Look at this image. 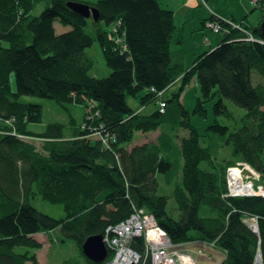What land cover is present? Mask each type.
<instances>
[{"label":"trees","instance_id":"obj_1","mask_svg":"<svg viewBox=\"0 0 264 264\" xmlns=\"http://www.w3.org/2000/svg\"><path fill=\"white\" fill-rule=\"evenodd\" d=\"M67 1L0 0V264L35 263L36 256L15 247L40 248L32 234L54 229L74 240L83 264H102L83 255L82 242L137 209L153 215L174 243L214 240L225 252L219 264H255L257 258L264 264V197L231 195L226 175L242 161L264 181V81H253V74L264 79V1L256 26L211 16L222 39L187 70L181 28L159 0H72L95 6L97 21ZM56 21L69 29L57 33ZM94 41L111 69L105 77L89 75L93 60L86 48ZM195 79L200 95L193 114L208 115L209 102L215 117L202 135L180 98ZM177 80L178 91L166 95ZM24 96L52 99L65 110L80 104L81 122L71 118L34 132L28 125L42 122V106ZM128 97L156 109L139 113ZM158 99L165 101L163 111ZM224 100L245 110L230 131L216 119L235 118ZM179 128L188 135L179 137ZM136 131L157 135L128 148ZM32 135L42 139L39 149L26 138ZM212 136L231 145L230 158L213 154L205 139ZM158 174L173 185L177 219L167 211L168 197L157 193ZM36 196L60 205L64 215L37 209L30 201ZM202 206L209 215L199 213ZM132 246L143 253L141 264H151L140 237Z\"/></svg>","mask_w":264,"mask_h":264},{"label":"rangeland","instance_id":"obj_2","mask_svg":"<svg viewBox=\"0 0 264 264\" xmlns=\"http://www.w3.org/2000/svg\"><path fill=\"white\" fill-rule=\"evenodd\" d=\"M88 1H93V0H88ZM169 2L170 5H172L175 9L176 13V20L181 15V11L178 10L177 4L175 0H159L160 5L163 7H166V2ZM192 3H194V0H190ZM188 3L190 6V10L195 13L199 14L202 8V5H200L198 2H195L194 4ZM259 6V4H258ZM167 8V7H166ZM196 16V15H195ZM238 25L239 23H234ZM55 26L58 27L61 26L57 21L55 22ZM203 29L202 34L197 35L196 37H200L201 40L205 39L208 37V35H211L214 37H218V43L223 36V33L220 32H214L210 28L207 27H201ZM207 43V41L205 42ZM190 44V41L187 39L186 41V46L188 47ZM87 54L92 58L93 60V67L89 70V75L93 77H105L107 76L111 69L106 65L102 53H101V48L98 44L97 41H94L91 46L86 48ZM203 50L201 51V53ZM198 55V54H197ZM196 55V56H197ZM195 56V57H196ZM195 57L191 58V56H186V62L191 63L195 59ZM189 66H185L184 70H187ZM10 88L12 91L15 90V74L14 72H11L10 74ZM253 81L258 82V81H264V79L260 78L258 75L253 74ZM179 84H176L173 88L169 89L166 92V95H169L171 93H174L175 91H178ZM183 105L184 108L189 112V120L191 125L196 129V131L199 134H204V129L207 125H209L213 118V112L211 109V106L208 103H206V109L208 115L205 117H201L198 114H193V107L194 103L197 97L200 95L199 91V84L198 81L192 80L183 90ZM175 92V93H176ZM164 95V94H163ZM22 99L34 103H38L42 106V122L41 123H30L28 125V128L33 130L34 132H42L45 129L46 124L48 123H59L63 124L64 126L68 124V121H70L71 118H74L76 121V124L78 125L81 122L82 119V106L80 104H68L67 105V110L63 109L60 107L54 100L48 99V98H40V97H35V96H24ZM128 104L133 107L134 109L137 110L139 105L138 100H136L133 97H128L127 98ZM158 105H160V99H158ZM225 105L227 108L234 113V119L228 120L223 116H216V119L221 123L229 126V131L233 129L234 126L240 125L241 123V116L244 114L245 110L239 106H236L229 100H224ZM143 107V106H142ZM146 109L142 113H149L156 109V104L149 102L145 105ZM139 112V111H137ZM69 130V129H68ZM178 136L181 137L184 134L188 135V130L179 128L178 130ZM137 132V131H136ZM135 132V133H136ZM152 134V133H150ZM93 136V135H92ZM217 138H214L213 136L208 138L206 137V144L211 146L212 152L214 155L217 156L218 159H228L232 156V147L231 145H226L223 144L221 139L216 136ZM30 142H32L37 149H39L40 143L42 142L41 138H38L34 135L32 137H26ZM133 141V139H132ZM131 141V142H132ZM212 141V142H211ZM130 142V143H131ZM129 143V144H130ZM217 144H220L218 147ZM263 163H264V149L261 154ZM239 161L235 162L238 163ZM203 165V164H202ZM234 165V164H233ZM232 167V165L228 166L226 168V175L228 172V169ZM158 181H159V187L157 190L158 194L165 195L168 198L167 201V211L170 215H172L173 218L177 219L179 217V209L177 207L176 202L174 201L172 197V188L173 185H169L165 183L164 177L162 174H158ZM229 193L232 194L233 196H246L249 193H244V192H237V191H231L229 189ZM31 203L39 210L44 211L52 216L55 217H62L64 215V211L62 207L58 204H53L51 202L42 200L39 197H32L30 199ZM199 213L202 216H206L210 214V211L207 207L202 206L199 210ZM251 220L249 219V222ZM252 222V221H251ZM250 222V223H251ZM195 233H198L196 231H192ZM37 238L41 239L42 246L40 248H29L25 246H16L15 250L17 252H24V251H29V253H32L31 255L36 256V262L33 263L31 260H28L26 264H82L84 261L83 256L80 253L79 248L76 246L75 242L71 238H63L61 234L59 233L58 229H54L49 231V233H40L36 235ZM109 250V249H108ZM113 250V249H112ZM114 251V250H113ZM152 264V260H150ZM203 263V262H200ZM214 264H217L216 262Z\"/></svg>","mask_w":264,"mask_h":264},{"label":"built area","instance_id":"obj_3","mask_svg":"<svg viewBox=\"0 0 264 264\" xmlns=\"http://www.w3.org/2000/svg\"><path fill=\"white\" fill-rule=\"evenodd\" d=\"M203 3L204 0H201ZM253 5H258L259 0H250ZM223 21L237 26L231 20ZM206 26L214 32L221 31V25L216 21H207ZM249 39H253L248 34ZM162 93H158L160 96ZM165 101L160 100L159 110L163 111ZM247 184L246 190H237L234 178ZM232 183V184H231ZM227 185L229 189L237 192L249 193L248 195H260L264 197V181H259V173L251 168L246 162L239 161L228 169ZM253 190V191H252ZM232 195V194H231ZM253 230H256V224L251 223ZM143 238L144 254L147 255L152 264H193V259L188 254L175 250L179 243L170 240L165 230L158 225L153 215L144 210L137 209L129 214L128 217L117 224L109 225L103 234V241L107 249L111 252V258L104 264H141L142 253L131 247L130 243L133 238ZM208 244H214L215 241H206ZM114 251H113V250Z\"/></svg>","mask_w":264,"mask_h":264},{"label":"crops","instance_id":"obj_4","mask_svg":"<svg viewBox=\"0 0 264 264\" xmlns=\"http://www.w3.org/2000/svg\"><path fill=\"white\" fill-rule=\"evenodd\" d=\"M175 1L178 10L181 11V15L178 18V20H176V13L174 7L170 5L168 1L166 2L165 6L173 9L174 23L177 27L181 28V32L183 35L182 45L185 52V66L191 65V61L189 63L186 62V56H191V58L192 57L194 58L197 54L201 53L202 50L203 51L210 50L211 48L215 47L218 44L216 43L218 41V37L214 39L213 36L208 35V37H206L203 40H201L200 37L198 38L196 37L197 35L202 34L203 29L201 27L202 26L205 27L204 22L209 21L211 16H214L216 18L232 20L233 23L236 22L244 23L249 27L256 26L257 23L262 18V12L260 7L258 5H253L250 2V0H204L205 3H203L201 0H194V3L198 2L200 5H202V8L200 10L201 12L199 14H195L190 10L189 7L190 5L188 4V3H192L190 0H175ZM54 27L57 33L67 31L69 29V27L66 26H59L57 29L55 24ZM187 39L190 41L188 47L186 46ZM206 41L207 43H205ZM178 81L179 80L175 81L170 88H173L176 84H178ZM183 92L180 95L181 101L183 100L182 97ZM145 109H146L145 106L143 107L140 106L137 108V111H139V113H142ZM156 133H157L156 131L155 133L152 134H150L149 132L137 131L133 136V141L128 145V148L129 147L131 148L132 145L134 144H142L153 139L154 137H156L157 135ZM40 233L42 232L32 234V236L42 244L41 239L36 237V235ZM47 233H49V231ZM132 243H133V239L131 240L130 243L131 247H133ZM175 250H179L180 252L191 256L194 262L193 264H214L215 262L219 264L225 256L224 250L220 248L217 244L215 243L208 244L204 239L201 238L180 242L176 246ZM110 258H111V252L107 249L106 258L99 263L104 264Z\"/></svg>","mask_w":264,"mask_h":264},{"label":"water","instance_id":"obj_5","mask_svg":"<svg viewBox=\"0 0 264 264\" xmlns=\"http://www.w3.org/2000/svg\"><path fill=\"white\" fill-rule=\"evenodd\" d=\"M67 6L72 11H74L75 13L85 18L92 17L93 20L95 21L99 19V11L93 5H88L82 2L69 0L67 1ZM259 29L264 39V17L259 24ZM205 241H212V240H205ZM81 248H82L83 254L89 260H92L94 262H102L107 256V247L104 244L102 234H93V235L86 237V239L81 245Z\"/></svg>","mask_w":264,"mask_h":264},{"label":"bare ground","instance_id":"obj_6","mask_svg":"<svg viewBox=\"0 0 264 264\" xmlns=\"http://www.w3.org/2000/svg\"><path fill=\"white\" fill-rule=\"evenodd\" d=\"M182 44H183V42H182ZM199 55V54H198ZM197 55V56H198ZM232 174V176H233V178H234V183H233V185L234 184H236V189L237 190H241V191H243V190H246L248 187H247V184L246 183H244V182H242V181H240V179L239 178H236L235 177V175H234V173H231ZM232 184V183H231ZM253 191V190H252ZM141 239H142V242H144L143 241V238L142 237H140ZM144 244V243H143ZM255 264H261V262H260V259L259 258H257V260H256V263Z\"/></svg>","mask_w":264,"mask_h":264}]
</instances>
